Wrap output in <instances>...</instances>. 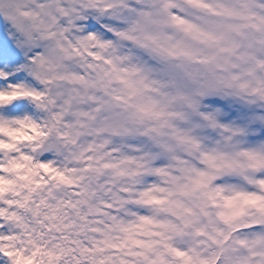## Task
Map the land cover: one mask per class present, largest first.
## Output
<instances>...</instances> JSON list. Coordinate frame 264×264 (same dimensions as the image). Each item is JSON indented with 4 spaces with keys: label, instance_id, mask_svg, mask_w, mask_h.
Listing matches in <instances>:
<instances>
[{
    "label": "clouds",
    "instance_id": "1",
    "mask_svg": "<svg viewBox=\"0 0 264 264\" xmlns=\"http://www.w3.org/2000/svg\"><path fill=\"white\" fill-rule=\"evenodd\" d=\"M0 264H264V0H0Z\"/></svg>",
    "mask_w": 264,
    "mask_h": 264
}]
</instances>
